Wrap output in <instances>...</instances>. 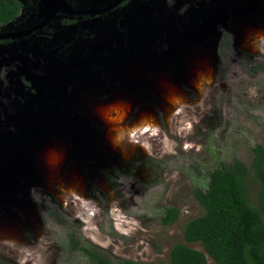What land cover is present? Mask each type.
<instances>
[{
  "label": "rangeland",
  "instance_id": "1",
  "mask_svg": "<svg viewBox=\"0 0 264 264\" xmlns=\"http://www.w3.org/2000/svg\"><path fill=\"white\" fill-rule=\"evenodd\" d=\"M20 1L18 30L36 25L53 2L71 10L59 9L48 30L76 11L112 6L93 12L118 43L106 52L80 40L74 63L44 72L21 50L7 52L13 63L0 73V258L88 264L79 247L92 245L112 264H169L171 247L184 243L185 223L203 214L194 191L206 189L214 168L235 160L249 166L252 148L264 146V0H220L225 10L206 0ZM127 21L140 27L133 42ZM64 29L67 35L52 38L65 62L69 45L89 33ZM178 29L194 49L181 63L169 53ZM147 40L153 45H141ZM246 183L256 206L250 171ZM166 207L179 211L172 225L162 224Z\"/></svg>",
  "mask_w": 264,
  "mask_h": 264
},
{
  "label": "trees",
  "instance_id": "2",
  "mask_svg": "<svg viewBox=\"0 0 264 264\" xmlns=\"http://www.w3.org/2000/svg\"><path fill=\"white\" fill-rule=\"evenodd\" d=\"M21 7L19 0H0V24L7 25L14 20ZM75 21L69 17L63 24L70 25ZM249 171L259 188L256 206L250 203L248 196ZM194 198L204 209L203 214L185 223L182 230L184 243L171 247L169 264H208V258L214 264H264L263 145L252 148L249 166L235 160L229 166L214 168L206 189H196ZM178 217L177 208L166 207L161 221L163 225H172ZM187 244H199L202 249ZM79 250L88 264H112L92 245L81 246ZM0 264H4L1 258ZM125 264L147 263L125 261Z\"/></svg>",
  "mask_w": 264,
  "mask_h": 264
},
{
  "label": "flooded vegetation",
  "instance_id": "3",
  "mask_svg": "<svg viewBox=\"0 0 264 264\" xmlns=\"http://www.w3.org/2000/svg\"><path fill=\"white\" fill-rule=\"evenodd\" d=\"M20 1V0H19ZM120 1V0H119ZM118 1V2H119ZM123 1V0H122ZM129 0H126L124 5L128 2ZM210 6H213L215 8H219V9H226V5H217L215 2L216 0H206ZM62 2V1H61ZM20 3L22 4L21 9L18 11V15L16 16V18L14 20H12L11 22H9L7 25H1L0 24V49L4 48L5 52L0 53V62L3 63V66L0 67V73L3 67L7 68L10 67L11 64L13 63L12 60L10 59V55L11 53H7V52H17L18 50H21L24 55L28 56V58H32L34 59L37 63L38 66L40 67L41 71L44 72L46 69H51V68H55L57 70H61L64 69L65 67H67L68 65L72 64L75 62V60L77 59V55H78V50L80 47L77 48V45L79 44L78 42H80V40H87L88 42L86 43H94L97 39V34L99 32V29L95 26H92L93 22L98 23V25H100V27L104 28L103 24L101 23L100 19H98L99 17L97 16V14H90L89 16H85L83 13H79V12H83V10L81 11H76L75 15L69 16V17H73L76 21L73 22V24L67 25V24H63L64 20L62 22H60V24L58 23V30L57 27L55 26L54 28H52L51 30H48L46 28V26H48L49 24H45L43 27L36 29V27L41 24L45 17L39 21L36 25H34L31 29L25 30H18L16 27L19 25V19L21 16V12L24 8V4L20 1ZM39 4L42 5V2H40ZM67 9V10H65ZM112 6L107 7L106 9H96V10H92V11H113L111 10ZM28 13H26V16L32 12L34 10V8H27ZM68 10H71L69 8H64L63 6L60 8L59 12H65ZM37 12L39 11L36 10ZM57 11V12H58ZM25 16V18H26ZM67 17V18H69ZM89 17H93V18H89ZM66 19V18H65ZM128 24L125 25V27L129 28V30L134 27L136 30L140 29V27L137 25V22H132V21H127ZM53 24H57V23H53ZM87 24V25H86ZM89 25V26H88ZM10 26H13L15 28H11ZM68 26H74L75 28H80L82 30H84L85 32L89 33L88 35H86L87 37L84 38H78V40H74L68 47V55L70 56L71 53L76 52V57H74V59H72L71 61H67V57L66 61L64 62L62 60V58L64 57L61 52L63 50H60V52L55 51L56 46L59 45V42L57 44V42H55V40L52 38L53 35L58 34H63V35H67V33L65 32L66 30L64 28L68 27ZM44 30H48L46 32H43ZM35 31L40 32L39 34H34V36H31L32 33H34ZM56 31V32H54ZM54 32V33H53ZM96 33V34H95ZM44 34H48V35H44ZM111 34V32H110ZM183 35L185 37H187L188 39H190L186 33L181 30L178 29L176 31V42L177 43L179 41L180 36ZM51 37V40H49V38ZM79 37H81L79 35ZM118 37V35H117ZM132 37V36H130ZM110 40H115L113 39V37L111 38L109 36ZM117 39V38H116ZM94 41V42H92ZM81 43V42H80ZM39 44V45H38ZM85 44V43H84ZM87 45V44H86ZM96 45V44H95ZM101 45V44H100ZM104 46V45H103ZM42 47V49H41ZM60 47V45H59ZM77 49H76V48ZM88 47V46H87ZM104 50L106 52L110 51V48L107 49L105 46L103 47ZM63 49V48H62ZM76 51H75V50ZM178 47L176 45H174L171 49L170 52L172 51L174 52L175 50H177ZM51 51H54L53 53H51ZM3 62H2V60ZM24 84H27L24 81Z\"/></svg>",
  "mask_w": 264,
  "mask_h": 264
},
{
  "label": "clouds",
  "instance_id": "4",
  "mask_svg": "<svg viewBox=\"0 0 264 264\" xmlns=\"http://www.w3.org/2000/svg\"><path fill=\"white\" fill-rule=\"evenodd\" d=\"M217 5H222L223 3L220 1V0H216V2H215ZM92 26H95V27H97L98 29H99V32H98V34H97V39H96V41H95V43H104V45H107L108 43H109V36L107 35L108 33H107V30L105 29H103L102 27H100V25H98V23H96V22H93L92 23ZM103 35L105 36V37H108L107 38V40H105V38L103 37ZM85 42V44H86V42L87 41H84ZM179 45H177V47H178V49L177 50H175L174 52L172 51L171 53H170V55L175 59V60H177V61H180V63L183 61V58H185L186 57V52H188V54L187 55H189V53L191 54L193 51H194V49H193V47H192V42L187 38V37H185V36H183V35H181L180 36V38H179ZM192 55V54H191ZM193 60H195V58H193L191 61H193ZM196 61V60H195ZM45 143V142H44ZM43 143V145H45ZM72 167V165H70L69 166V168H71ZM67 171H69L70 173H69V176H71V177H73L74 179H75V175H76V173H75V171L74 170H70V169H68Z\"/></svg>",
  "mask_w": 264,
  "mask_h": 264
},
{
  "label": "water",
  "instance_id": "5",
  "mask_svg": "<svg viewBox=\"0 0 264 264\" xmlns=\"http://www.w3.org/2000/svg\"><path fill=\"white\" fill-rule=\"evenodd\" d=\"M51 2H53V0H50ZM122 0H120L119 2H121ZM54 3V4H53ZM52 3V5H51V7H50V11H49V13L46 15V17H45V19H44V21L41 23V24H39L37 27H36V29H39V28H41V27H43L45 24H47L48 22H49V20L53 17V15L54 14H56V12L63 6V2L61 3V1H59V2H53ZM64 8H69L70 9V7L68 6H63ZM66 10V9H65ZM79 13H83V14H87V13H91V14H94V12L92 11V10H84L83 12H79ZM132 28L134 29V31H132ZM129 31H130V35L132 36V40H131V42H133L134 41V34L137 32L136 31V29L134 28V27H132ZM104 29V28H103ZM105 30V29H104ZM107 30V29H106ZM107 35L108 36H110L111 37V34H110V32L107 30ZM1 37V36H0ZM112 38V37H111ZM116 38H118L117 36H115V37H113V39H115V40H112V42H111V40H110V38H109V43L107 44V45H104V43H95L94 42V44H96V45H93V46H89V47H93V48H97L100 44H102V45H104L107 49H109L110 48V46L112 45V43L113 42H115L116 41ZM139 43H142L141 41H138ZM115 43H118L117 41L115 42ZM179 41L177 42V43H175L174 45H179ZM86 44H91V43H86ZM116 45H119V44H116ZM141 45H144V46H152L153 44L149 41V40H147V41H145V42H143ZM92 48V49H93ZM136 48H138V47H136Z\"/></svg>",
  "mask_w": 264,
  "mask_h": 264
},
{
  "label": "bare ground",
  "instance_id": "6",
  "mask_svg": "<svg viewBox=\"0 0 264 264\" xmlns=\"http://www.w3.org/2000/svg\"><path fill=\"white\" fill-rule=\"evenodd\" d=\"M86 25H87V24H86ZM88 26H89V25H88ZM103 37L105 38V40H107V37H105L104 35H103ZM81 46H82V42L79 43V44L77 45V48H78V47H81ZM75 48H76V47H75ZM77 48H76V49H77ZM74 50H75V49H74ZM75 51H76V50H75Z\"/></svg>",
  "mask_w": 264,
  "mask_h": 264
}]
</instances>
